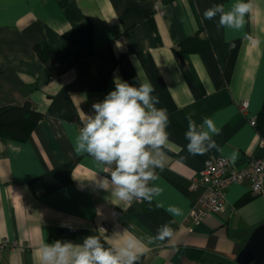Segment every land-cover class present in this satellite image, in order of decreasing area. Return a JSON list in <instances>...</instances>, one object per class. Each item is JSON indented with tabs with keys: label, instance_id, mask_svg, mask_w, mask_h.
<instances>
[{
	"label": "crops",
	"instance_id": "crops-1",
	"mask_svg": "<svg viewBox=\"0 0 264 264\" xmlns=\"http://www.w3.org/2000/svg\"><path fill=\"white\" fill-rule=\"evenodd\" d=\"M234 2L0 0V106L29 102L43 114L24 141L0 137V238L17 244L0 250V264H40L42 240L81 243L97 235L110 246L129 226L148 248L138 264L236 263L264 222V191L231 183L223 212L198 224L186 220L203 191L190 184L206 158L225 157L241 169L264 154V0H252L238 30L218 27V16L203 17L213 5L227 10ZM37 46L51 55L44 59ZM116 78L137 86L150 81L157 107L169 116L164 168L156 170L161 191L150 203L119 202L98 188L91 181L96 162L75 151L85 116ZM242 101L245 114L238 109ZM205 118L220 129L213 136L217 147L194 156L185 132ZM103 223L109 233L99 229ZM165 224L174 236L154 240Z\"/></svg>",
	"mask_w": 264,
	"mask_h": 264
},
{
	"label": "clouds",
	"instance_id": "clouds-1",
	"mask_svg": "<svg viewBox=\"0 0 264 264\" xmlns=\"http://www.w3.org/2000/svg\"><path fill=\"white\" fill-rule=\"evenodd\" d=\"M252 7V0H235L227 10L223 4L213 5L204 11L203 17L213 20L218 16V27L238 30ZM114 83L115 88L94 103L93 113L85 116L75 151L86 153L96 162L97 170L91 181L98 188L110 192L119 202L150 203L161 191L155 184L159 179L156 170L164 168L169 116L166 109L157 107L159 99L150 81L137 86L116 78ZM219 131L210 118H205L200 127L190 123L185 132L188 152L203 155L216 148L213 136ZM230 159L234 162L236 155ZM168 211L174 216L182 215L178 207H169ZM117 236L118 242L110 246L102 243L97 235L85 236L81 243L42 240L38 258L40 264H138L148 251L145 242L131 226L117 232ZM173 236L174 230L165 224L153 239L164 241ZM152 242L150 239L147 243Z\"/></svg>",
	"mask_w": 264,
	"mask_h": 264
},
{
	"label": "built area",
	"instance_id": "built-area-1",
	"mask_svg": "<svg viewBox=\"0 0 264 264\" xmlns=\"http://www.w3.org/2000/svg\"><path fill=\"white\" fill-rule=\"evenodd\" d=\"M156 9L158 12H163V9L158 5ZM247 108V101L238 104V109L243 114L247 112ZM248 122L255 127L256 119L254 116L249 117ZM260 143L264 146V139ZM243 182L248 184L252 193L264 191V154L260 157L251 158L247 166L241 169L232 167L228 158L209 156L204 160L199 175L190 184V188L201 185L203 191L189 209L186 220L191 224H198L210 213L223 212L227 204L225 197L227 186L231 183ZM118 213V211L113 212L114 215ZM98 227L104 233L110 232V226L105 223ZM188 229L192 230V227L189 226ZM6 245L17 246L14 242L8 243L7 239L0 238V250Z\"/></svg>",
	"mask_w": 264,
	"mask_h": 264
},
{
	"label": "trees",
	"instance_id": "trees-1",
	"mask_svg": "<svg viewBox=\"0 0 264 264\" xmlns=\"http://www.w3.org/2000/svg\"><path fill=\"white\" fill-rule=\"evenodd\" d=\"M36 49L44 59L51 55V50L47 46L42 48L37 46ZM42 117L43 114L36 111L29 102L22 105L0 106V137L22 142Z\"/></svg>",
	"mask_w": 264,
	"mask_h": 264
},
{
	"label": "water",
	"instance_id": "water-1",
	"mask_svg": "<svg viewBox=\"0 0 264 264\" xmlns=\"http://www.w3.org/2000/svg\"><path fill=\"white\" fill-rule=\"evenodd\" d=\"M235 262L236 264L264 263V222L251 232L248 240L239 250Z\"/></svg>",
	"mask_w": 264,
	"mask_h": 264
}]
</instances>
